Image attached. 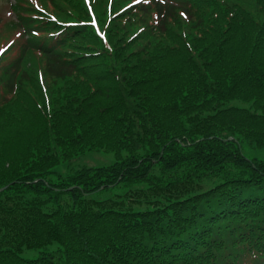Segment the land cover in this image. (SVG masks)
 <instances>
[{
	"label": "trees",
	"instance_id": "1",
	"mask_svg": "<svg viewBox=\"0 0 264 264\" xmlns=\"http://www.w3.org/2000/svg\"><path fill=\"white\" fill-rule=\"evenodd\" d=\"M245 1L3 0L0 264H264L243 151L264 148V0ZM96 152L114 162L54 171Z\"/></svg>",
	"mask_w": 264,
	"mask_h": 264
},
{
	"label": "rangeland",
	"instance_id": "2",
	"mask_svg": "<svg viewBox=\"0 0 264 264\" xmlns=\"http://www.w3.org/2000/svg\"><path fill=\"white\" fill-rule=\"evenodd\" d=\"M13 1V0H11ZM233 2H236L238 4L243 5L246 7L251 13L255 14V6L252 2H247L245 0H233ZM3 0H0V10H3L2 7ZM8 18V16H6ZM3 36L1 37L2 39L4 36H6V42L9 43L11 42V37L8 36V34L5 32L2 34ZM5 44L4 46H6ZM236 105H244L241 102H235ZM243 151L245 156L247 157L248 160H258V161H263L264 162V148H256V147H249L247 144L243 145ZM114 157L112 155H106L101 152H96V153H86L83 156H80L78 159L66 163V164H61L58 166L54 171L65 176L68 174H72L81 167H106L111 165L114 161ZM55 175L50 176V179H54ZM125 188L123 187H113L101 192H98L93 195V198L95 199H107V198H113L114 196L118 194H123L125 192ZM36 253L33 251L30 253H25L24 257L30 258L35 256Z\"/></svg>",
	"mask_w": 264,
	"mask_h": 264
},
{
	"label": "water",
	"instance_id": "3",
	"mask_svg": "<svg viewBox=\"0 0 264 264\" xmlns=\"http://www.w3.org/2000/svg\"><path fill=\"white\" fill-rule=\"evenodd\" d=\"M7 188L8 187H4V188L0 189V193L3 192V191H5Z\"/></svg>",
	"mask_w": 264,
	"mask_h": 264
},
{
	"label": "snow or ice",
	"instance_id": "4",
	"mask_svg": "<svg viewBox=\"0 0 264 264\" xmlns=\"http://www.w3.org/2000/svg\"><path fill=\"white\" fill-rule=\"evenodd\" d=\"M3 51H4V50L0 49V55H2V54H3Z\"/></svg>",
	"mask_w": 264,
	"mask_h": 264
}]
</instances>
